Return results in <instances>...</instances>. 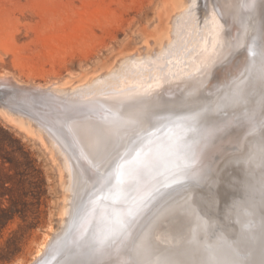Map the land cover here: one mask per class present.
<instances>
[{
  "label": "bare ground",
  "instance_id": "6f19581e",
  "mask_svg": "<svg viewBox=\"0 0 264 264\" xmlns=\"http://www.w3.org/2000/svg\"><path fill=\"white\" fill-rule=\"evenodd\" d=\"M198 1L199 14L208 12L207 17L222 30L220 36L226 44L218 58V61L225 60L219 65L215 78L205 82L196 79L187 84L165 82L164 85L161 78L149 87L142 84L120 90L123 86L120 84L116 88L109 87L108 92L78 90L76 94H72V89L68 91L72 86L62 87L61 81L60 84L53 83V86L46 83L50 87H45V83L44 86L36 85L37 94L32 91L34 93L12 95L15 100L9 104L34 118L32 122L36 124V132L54 146L63 164H69L73 177L70 190L67 184L69 198L63 211L62 228L58 233L55 229L54 236L48 233L26 264H37L52 248L61 250L56 264H202L209 259L218 264H264V160L259 152L264 130L257 126L252 132L248 121L250 116L259 121L264 111L261 107V86L255 79L259 54L264 46V0H254V3L252 0ZM179 2H176L178 7ZM249 4L252 6L248 7ZM177 11L169 19L168 34L175 32L177 27ZM238 42L241 47H236ZM148 45L151 48L150 43ZM252 52L256 55H251ZM139 55L133 57L137 59ZM209 56L205 55L203 59ZM131 59L129 54L121 56L109 73L118 74ZM158 62L163 63V60ZM152 65L151 69L158 72V67ZM94 80H88L83 86L87 88L86 85ZM122 81L123 84L133 83L132 78ZM0 98L4 97L0 95ZM130 113H139L134 117V123L119 126L112 123L114 115L126 118ZM195 113H200L195 121L187 119ZM163 119L170 123L167 125L170 133L162 137L167 143L168 153L174 149L178 138L185 134V129L189 126L195 128V132L186 134L187 138L197 141L193 146L196 153L195 175L183 177L174 174L170 163L174 157L163 154L161 166L167 173L159 174L157 171L163 168L159 167L149 177L143 189L147 192L154 187L152 205L136 217L128 240L111 246H89L82 239L85 221L91 219V225L87 226L91 233L99 223L98 214L105 207L109 212L113 207L117 210L121 208L120 204L113 203L117 194L114 182L117 180L112 179L115 168L110 169V165L121 158L119 167L137 145L140 152L144 144L151 142V135L147 136L149 129L157 122L163 123ZM154 153L160 157L162 152ZM159 179L162 183L158 182ZM94 191L98 192L94 194ZM82 198L85 200L83 226L75 240L64 247L73 213L83 202ZM197 209L203 212L204 218L201 215L197 217ZM93 210L96 214L89 217ZM181 221L187 227L179 234L180 238L175 236L177 245L174 246L172 242L175 239L171 240L168 235L171 232L169 227ZM194 224L203 227L200 234L206 237L197 249L192 240L184 239L189 236Z\"/></svg>",
  "mask_w": 264,
  "mask_h": 264
},
{
  "label": "rangeland",
  "instance_id": "374dc122",
  "mask_svg": "<svg viewBox=\"0 0 264 264\" xmlns=\"http://www.w3.org/2000/svg\"><path fill=\"white\" fill-rule=\"evenodd\" d=\"M189 1L0 0V95L4 97L0 98V264L30 262L46 235L54 236L55 229L56 233L60 231L69 198L67 184L70 190L73 181L69 164H63L54 146L36 132L34 118L9 104L15 100L12 95L32 91L37 94L36 85L45 83V87H50L61 81L62 87L70 85L68 91L72 89V94H76L108 92L109 87L120 84V90L142 84L149 87L161 78L163 85L215 78L225 60L218 61L226 47L220 36L222 30L207 17V11L199 14L198 0ZM175 10L177 27L169 35V19ZM179 11L185 12L181 16ZM128 54L131 62L118 74L109 73L116 61ZM137 55L142 60L135 59ZM205 55L210 56L203 59ZM161 60L163 63L158 62ZM150 64L157 66L158 72ZM94 78V83L83 86ZM124 78H132L133 83L123 84ZM187 210H191L190 206ZM196 211L197 217H205L200 209ZM186 227L184 221L173 223L169 238H180ZM202 228L194 224L184 238L192 240L196 249L206 238L200 234ZM177 238L172 242L174 246Z\"/></svg>",
  "mask_w": 264,
  "mask_h": 264
},
{
  "label": "snow or ice",
  "instance_id": "6c2138e0",
  "mask_svg": "<svg viewBox=\"0 0 264 264\" xmlns=\"http://www.w3.org/2000/svg\"><path fill=\"white\" fill-rule=\"evenodd\" d=\"M252 2L254 3V0ZM247 6L251 7L252 5L249 4ZM241 46L239 42L236 45V47ZM251 55L255 56L256 53L252 52ZM259 57V68L255 79L259 81L261 86V107L264 109V46L261 47ZM253 63L255 64V62ZM138 115L139 113H130L126 118L114 115L112 123L115 126H119L122 123H134V117ZM199 115L200 113H195L187 119L195 121ZM248 121L252 132H255L257 126L264 130V111H262L259 121H256L254 116L248 117ZM189 131L195 132V128L189 126L185 129V134L178 138L174 149L168 153L174 157L170 161L172 168L175 170L174 174L178 173L183 177L195 175L193 169L196 164V153L193 151V146L197 141L187 138L186 134ZM259 152L262 160H264V136L261 139ZM162 163L163 161L159 156H152L148 152L140 151L131 160L125 161L119 166L116 177L117 184L115 185L117 194L113 203L120 204L122 207L119 210L113 207L111 212L105 207L98 214L99 223L91 233L88 232L87 227L91 225V219L89 218L85 221L86 227L82 231V239H85L89 246H111L115 243L123 244L128 240L131 226L134 224L138 214L146 206V200L150 196V193L145 195H139V193L146 187L149 177ZM165 166L167 165L165 164ZM192 211L194 212V210ZM95 214V210H93L89 217ZM194 240L195 237H193ZM134 244L135 241H133ZM204 264H218V262L209 259L204 261ZM233 264H236V262H233Z\"/></svg>",
  "mask_w": 264,
  "mask_h": 264
},
{
  "label": "water",
  "instance_id": "95a60500",
  "mask_svg": "<svg viewBox=\"0 0 264 264\" xmlns=\"http://www.w3.org/2000/svg\"><path fill=\"white\" fill-rule=\"evenodd\" d=\"M254 49L256 50V48H254ZM167 122H168L167 119H163V123L160 121V122H157V123L152 125L153 127L151 129H149L148 134H147V136L151 135V137H150L151 138V142L149 144L142 143L144 145H143V147H141L140 151L148 152L152 156H156L157 155V154L154 153L155 151H157V153H161L162 152L160 158H163V154L168 153V150L166 149L167 148V143L163 142V138H162V137H164V136H166V135H168L170 133V130H167L168 129L167 125H169L170 123H167ZM154 130H156V131H154ZM137 147H138V145H137ZM137 147L135 146V147L132 148V150L129 152V155H128V157H127V159L125 161L131 160L135 156V154L138 152ZM120 160H121V158L120 159L117 158L113 162V164L110 165V169L115 168V170H114V172L112 174V179L114 178V180L116 179V177L118 175L119 167H117V166L120 163ZM160 167H163V166H160ZM162 170L159 169L157 172L159 174H161V175L162 174L164 175V174L167 173L165 167H163ZM158 173H156V174H158ZM159 177H160V175H159ZM158 182L162 183L161 179H159ZM114 183L117 184V181H115ZM153 191H154V187H153V189H151L150 191H147V192L144 189H142L140 195H145L146 193H150V196H148V198L146 200V206L143 208V210L145 208L146 209L150 208V206L152 205V204L150 205V203H151V201L153 199V198L151 199V197H152L151 193ZM97 192L94 191L93 193L96 194ZM82 201H83V198H82ZM84 201L81 203L80 206H78L75 209V211L73 213V216H72V219H71V222H70V225H69V230H68L67 234L65 235V237L67 238V241H66L65 245H63L64 247H67V245H68V243L70 241L75 240V238L79 234V231H80L81 227L83 226V220L85 218V215H84L85 203H84ZM89 204H90V202H89ZM120 207H122V206H120ZM68 248H69V246H68ZM71 248H73V247H71ZM60 254H61V250L60 249L57 250V248H52L49 251V253L47 254V256L43 260L38 262L37 264H56L57 261L59 260L60 256H61Z\"/></svg>",
  "mask_w": 264,
  "mask_h": 264
}]
</instances>
